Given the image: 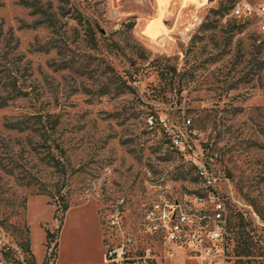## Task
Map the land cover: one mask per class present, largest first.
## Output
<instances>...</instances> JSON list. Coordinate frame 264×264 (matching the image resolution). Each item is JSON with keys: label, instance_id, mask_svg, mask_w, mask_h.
<instances>
[{"label": "rangeland", "instance_id": "rangeland-1", "mask_svg": "<svg viewBox=\"0 0 264 264\" xmlns=\"http://www.w3.org/2000/svg\"><path fill=\"white\" fill-rule=\"evenodd\" d=\"M42 2L56 30L23 0H0L6 264H104L122 232L159 258L163 243L143 219L160 185L210 215L219 192L231 254L264 261V33L233 15L237 3L264 0H165L162 16L159 0H69L65 17L58 0ZM15 84L26 95L13 97ZM39 121L51 154L63 149L66 178Z\"/></svg>", "mask_w": 264, "mask_h": 264}, {"label": "built area", "instance_id": "built-area-1", "mask_svg": "<svg viewBox=\"0 0 264 264\" xmlns=\"http://www.w3.org/2000/svg\"><path fill=\"white\" fill-rule=\"evenodd\" d=\"M233 15L244 21H253L260 32L264 33V6L237 3ZM209 187H214L216 179L207 170H200ZM216 202L213 213L185 199H172L160 185L154 200L146 208L143 229L150 235L157 236L163 243L161 256L157 258L143 253L138 247V240L131 232H122L118 241L107 244L105 258L107 264H167L165 258L185 253L191 259L187 264H264L231 254L228 241V218L221 194L212 191ZM119 214L114 216L118 224ZM212 221V228L205 233L196 231ZM6 242L0 237V264H6L3 249ZM167 252V256H165ZM165 253V254H164Z\"/></svg>", "mask_w": 264, "mask_h": 264}, {"label": "trees", "instance_id": "trees-1", "mask_svg": "<svg viewBox=\"0 0 264 264\" xmlns=\"http://www.w3.org/2000/svg\"><path fill=\"white\" fill-rule=\"evenodd\" d=\"M59 1V13L62 15V16H67V15H71L72 12H73V9L71 6H69V0H58ZM23 3L32 8V12L34 14H39L41 17H40V20L39 22L40 23H45L47 24L49 27H51L53 30H56V24H57V18H56V14H54V12L52 11H49V9H46L45 7L47 6H50L51 3H43L42 0H23ZM13 94L12 95L13 97L15 96H20V95H26V92L23 90V88L21 86H17L16 84L14 85V88L12 90ZM4 106V104H1L0 107ZM41 124H42V132H43V143H42V146L46 147L48 149V153L51 155V158H52V161L54 162V167L56 168H59L63 178H66L67 177V169H66V162L64 161L65 159H63L64 157V153H63V149L61 147H59V145H55L56 148H61L59 149L60 150V155L56 158L55 155H52L51 154V151H52V148L54 147L53 146V143L52 141H50V135H49V128L47 127V124L42 122V121H39ZM49 122V121H47ZM50 123V128L51 129H54L55 126L57 125L56 121ZM20 130H25L27 128H30V127H25V126H22V127H19ZM19 179L22 180V181H25V177L24 175H20L19 176ZM29 184V183H28ZM58 193H60V191H58ZM69 205L68 204H65L64 207H63V210L66 211L68 209ZM55 236V233H51V232H47V237H48V240L49 241H52L53 238ZM57 245V244H56ZM27 250L29 251V246H27ZM239 254H247L248 252L246 250H241L238 252Z\"/></svg>", "mask_w": 264, "mask_h": 264}, {"label": "crops", "instance_id": "crops-1", "mask_svg": "<svg viewBox=\"0 0 264 264\" xmlns=\"http://www.w3.org/2000/svg\"><path fill=\"white\" fill-rule=\"evenodd\" d=\"M152 29H151V27H148V28H146L145 29V33H146V35L149 37V38H155V37H153L154 36V33L151 31ZM150 32H152L153 33V35H151L150 34ZM106 247H105V252H104V259H103V262H104V264H107V261H106V258H105V253H106V248H107V245H105Z\"/></svg>", "mask_w": 264, "mask_h": 264}, {"label": "bare ground", "instance_id": "bare-ground-1", "mask_svg": "<svg viewBox=\"0 0 264 264\" xmlns=\"http://www.w3.org/2000/svg\"><path fill=\"white\" fill-rule=\"evenodd\" d=\"M161 1V2H160ZM163 3H165V0H159V7H160V15L159 16H162L161 14H164L165 11H166V5H163ZM163 5V6H162ZM160 19V18H159Z\"/></svg>", "mask_w": 264, "mask_h": 264}]
</instances>
